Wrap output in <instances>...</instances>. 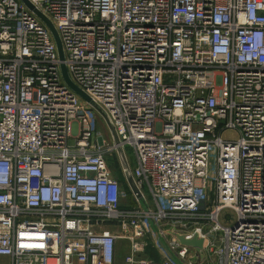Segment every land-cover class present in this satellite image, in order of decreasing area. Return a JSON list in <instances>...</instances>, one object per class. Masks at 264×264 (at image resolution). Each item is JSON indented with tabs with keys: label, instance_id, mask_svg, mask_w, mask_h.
<instances>
[{
	"label": "built area",
	"instance_id": "built-area-1",
	"mask_svg": "<svg viewBox=\"0 0 264 264\" xmlns=\"http://www.w3.org/2000/svg\"><path fill=\"white\" fill-rule=\"evenodd\" d=\"M28 1L0 0V257L115 264L127 242L126 264H264V0Z\"/></svg>",
	"mask_w": 264,
	"mask_h": 264
},
{
	"label": "water",
	"instance_id": "water-1",
	"mask_svg": "<svg viewBox=\"0 0 264 264\" xmlns=\"http://www.w3.org/2000/svg\"><path fill=\"white\" fill-rule=\"evenodd\" d=\"M30 8H33L32 5L29 3L28 0H23ZM41 16V15H40ZM42 18H44L43 16H41ZM44 21L47 23V25L49 26V28L51 29V31L54 34L55 40L57 42V46H58V50H59V55H60V59L61 61L65 60V56H64V51H63V47L61 44V41L59 39V36L54 28V26L52 25L51 22H49L48 20L44 19ZM62 70H63V75L65 78L66 83L68 84V86L75 91L83 100H85L87 103L90 104V106L95 109L99 115L102 117V119L104 120V122L107 124L110 133L112 135L113 141L116 145L119 144V138L117 136L116 130L111 122V120L109 119V117L105 114V112L103 110H101L100 107H98L96 104H94L90 98L82 91L80 90L70 79L66 66L63 64L62 65ZM118 152V157L125 175V179H126V183L129 185L130 189L132 190V192L135 194V196L137 198H141V192L138 189L136 182L133 178L132 175V171L131 168L129 166V163L127 161L126 155L124 150L119 147L117 149ZM180 243L186 247H190V248H194L196 249L199 253H202L203 251V247H204V240L200 239L198 236H195L192 240H188L185 236H177Z\"/></svg>",
	"mask_w": 264,
	"mask_h": 264
},
{
	"label": "rangeland",
	"instance_id": "rangeland-1",
	"mask_svg": "<svg viewBox=\"0 0 264 264\" xmlns=\"http://www.w3.org/2000/svg\"><path fill=\"white\" fill-rule=\"evenodd\" d=\"M17 1L19 3H21V4H25L23 0H17ZM89 125L94 126V128L97 127V126L94 125L93 121H91ZM100 128H101V132H103L102 136L107 139L108 136L110 135V130H109L107 124L105 123ZM224 137L225 138H237V134L235 132H229V133H226L224 135ZM126 154H127V156L129 157V159L132 162V169H134L135 164H134V154H133L132 149L131 148H127L126 149ZM107 158L109 160V164H110L111 170H112L113 175L115 176V178H117L118 180H120L122 182H126L125 175H124L121 163L119 161L118 155L116 153H114V154H111V155H107ZM212 164H214V163H212ZM124 204L125 205H132L133 204V200L130 199L129 201H125ZM223 218L227 222H230V221L232 222L235 219V214H234V212H232L230 210H226L223 213ZM156 238L160 239L159 237H156ZM120 244L125 245L124 242H121ZM124 247L120 248L121 249V251H120V258L121 259L124 257V255H123L124 254V252H123L124 249L126 250V248H124ZM5 264H7V263H5Z\"/></svg>",
	"mask_w": 264,
	"mask_h": 264
},
{
	"label": "crops",
	"instance_id": "crops-1",
	"mask_svg": "<svg viewBox=\"0 0 264 264\" xmlns=\"http://www.w3.org/2000/svg\"><path fill=\"white\" fill-rule=\"evenodd\" d=\"M155 233H151V246L147 249L146 251V257L153 260V261H156V262H160L162 260H164V258L166 257L167 255V252H166V248H165V245H164V242L163 241H160V239H157ZM125 245H122V244H119L118 245V251H117V258H116V263L115 264H126L125 263V255L127 254V248H128V244L127 242H124ZM126 248V250L124 249V257L121 259L120 258V251L121 249L120 248ZM11 264V260L10 258L8 257H0V264Z\"/></svg>",
	"mask_w": 264,
	"mask_h": 264
}]
</instances>
